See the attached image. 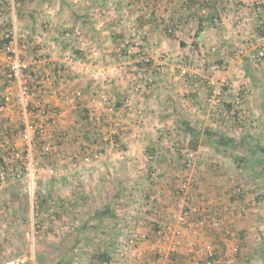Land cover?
<instances>
[{
    "label": "crops",
    "instance_id": "0c3cea01",
    "mask_svg": "<svg viewBox=\"0 0 264 264\" xmlns=\"http://www.w3.org/2000/svg\"><path fill=\"white\" fill-rule=\"evenodd\" d=\"M70 2L86 8L80 10L83 13L74 10L71 26L79 30L86 22V15L81 14L98 13V24L96 20L91 22L94 16L87 22H91L92 31L97 25L102 26L103 34H109V25L102 20L106 7L140 9L135 18L139 19L135 23V35L144 36L142 48L153 62L146 68L135 65V81L143 83L138 85L141 92H135V106L136 110H144L145 117L140 120L136 110L135 114H125L116 107L120 112L111 121L107 105L99 96L112 97L110 88L122 91L126 87L120 78L129 76L125 75L128 70L124 67L119 66L118 70V66L100 68L84 63L87 69L69 57L72 51L61 48L51 54L55 58L42 60L35 57L41 54L39 51L33 54L36 48H30L33 44L28 42L23 46L28 54L24 60L35 65L41 74L39 81H28L37 93L32 105L41 100L56 112L46 130L47 137L60 148L59 153L37 154L41 166H55L61 172L56 178L40 175L37 186L42 192L46 188L50 190L47 194H52V198L63 200L60 206L65 212L51 216L52 221L42 217L38 225L40 236H36L34 222L21 211L20 196L16 194L20 191L33 195L28 189V180L5 182L0 188V262L6 254L16 256L29 252L30 264L43 261L99 264L103 260L114 264H157L155 228L159 222L178 224L175 176L183 166L184 147L192 143L199 154L197 185L192 193L199 214L195 217L194 230L183 232L178 252L163 264H194L192 252L200 247L213 248L222 261L220 264H228L230 258L234 260L232 264H264V61H257L254 52L256 38L264 28V0ZM8 5L0 7V46L6 22L16 31L20 28L34 37L31 31L44 19L42 12L48 7V4L31 7L38 14L31 10L28 16L26 11L30 7H16L14 0H9ZM52 19L46 28H58L59 19ZM170 24L175 26L174 34L168 32ZM104 57H108L107 53ZM6 58L0 49V106H7L0 113V143L10 141L24 149L23 126L19 123L22 113L17 100L19 85L9 79ZM50 60L56 63L50 66ZM56 64H63L64 69H56ZM214 66H217L215 70ZM153 72L152 86L146 80L152 78ZM91 75L99 76V80ZM223 77L229 78L232 91H247L246 121L240 122L233 115L235 104L231 94L234 93L221 96L222 103L227 102L223 109L209 101L208 81H220ZM107 79L108 86L102 84ZM40 87L53 95L41 96L37 92ZM186 114L190 121L188 117L185 119ZM115 122L122 127V132L114 137L118 151L109 150L102 161H94L92 165L80 164L78 159L89 148L97 149L98 145L93 143L106 140L105 135L112 132ZM125 151L134 157L125 160ZM151 155L154 161L148 160ZM239 156L248 159L241 176L237 175L234 161ZM149 166L157 172L154 185L147 181ZM166 195L168 198L163 200ZM50 196L41 195V200ZM205 215L225 219L226 228L202 224ZM132 228L148 234L149 238L130 252L135 256L141 254L139 261H122L119 259L121 244Z\"/></svg>",
    "mask_w": 264,
    "mask_h": 264
},
{
    "label": "built area",
    "instance_id": "2783aa9c",
    "mask_svg": "<svg viewBox=\"0 0 264 264\" xmlns=\"http://www.w3.org/2000/svg\"><path fill=\"white\" fill-rule=\"evenodd\" d=\"M7 30V29H6ZM3 30V53L7 55L9 60L8 71L9 79L19 85L17 100L19 101L22 113V126L23 131L21 134L22 145L24 149H19L15 144L10 141L0 143V188L5 182L9 180L15 182H22L28 180L33 183L30 184V188H34V181L40 175L48 176L50 178H56L61 175L60 170L55 166H41L37 159V154L51 153L53 151L60 152V148L57 142H53L50 137H47V126L55 119L56 112L49 108L44 101H38L36 105H32L34 97L37 93L32 90L29 85V79L39 81L41 74L36 69H31V64L21 60L19 50V37L16 29L13 31ZM15 35V36H14ZM18 37V38H17ZM256 43L259 48L257 55V61H264V28L258 34ZM141 63L150 62L145 57L140 60ZM217 66L212 67L215 70ZM210 92L208 99L212 102V105L217 108H221L222 99L221 96L230 95L232 89L230 88V81L228 77H223L220 81L209 80ZM37 92L41 96H52V93L44 90L40 87ZM81 95V93H77ZM232 95V94H231ZM247 91L241 90L234 93L235 107L232 109L233 115L240 119V122L245 120L248 116L244 107L245 97ZM100 98L106 102L107 109L110 113V120L115 121L116 117V103H114L110 97L105 94H100ZM5 105L0 106V113L2 110H6ZM115 131L110 138L106 139L105 144L98 146L97 149L88 150L80 157V164L92 165L94 161L103 160L104 156L118 147V143L114 138ZM199 154L197 151L186 150L182 153L183 166L181 170L176 174V188L174 194L176 196V217L178 224L170 225L159 222L155 228V241L156 248L155 254L157 256V264H163L170 255L175 254L179 250L180 237L184 231L194 230L196 224V218L199 214V209L193 200V190L197 185V171L196 166L198 162ZM73 160L76 159L73 157ZM149 161H154V156H149ZM78 161H76L78 163ZM151 167V168H150ZM148 182L151 185L157 182V172L153 166H149L147 170ZM244 174V167L237 165V175ZM239 194H243L238 190ZM168 195L163 196V200H166ZM35 217L40 216L38 205L36 206ZM201 224V223H200ZM204 225H208L212 228L225 229L226 220L218 219L213 215H205ZM148 234L140 232L135 228L127 232V236L121 244L119 251V259L122 261L135 262L141 259V254L137 256L131 255V250L140 248L142 244L148 241ZM194 264H220L222 261L218 258L217 253L211 247H200L194 252ZM25 257L9 258L1 262L0 264H25ZM234 260L232 258L227 260L228 264H232ZM99 264H114L112 261L103 260Z\"/></svg>",
    "mask_w": 264,
    "mask_h": 264
},
{
    "label": "rangeland",
    "instance_id": "374dc122",
    "mask_svg": "<svg viewBox=\"0 0 264 264\" xmlns=\"http://www.w3.org/2000/svg\"><path fill=\"white\" fill-rule=\"evenodd\" d=\"M14 1H15L16 7H30V10L26 11L28 13L26 15H28V16L30 15V12L32 10L31 7H37V5L42 7L44 4H48V7H45V11L42 12L44 15V19H42V20L40 19L39 20V26L37 28L35 27V30L32 29V31H31L32 33H34L33 34L34 37H31L30 35L28 36L27 33L25 34V32L20 30V28H18V30H17V34L19 37V40H18L19 41V50H20L19 53H20L21 60L25 61L24 59H26V56L28 55V54H25V51L27 48L24 49L23 46H27L28 42H29V43L34 45V46H30L31 49L32 48L34 49V47H36L34 50H32L33 54L35 51H39L41 53L39 56H37V54H36L35 57H38L39 59H42V60H43V58H51V59L55 58V56L54 55L52 56L51 54H53V52H56V49L59 50V48H61L63 50L69 49V51H72L71 54H69V57H71V59H73V60H76L79 63V65L82 64L84 68H87V66L84 65V63H86V64L90 63V64H93L94 66H100V68L101 67L104 68L106 66L107 67L118 66V70H119V66H120V68L124 67L126 70H128L127 74H125V75L129 74V76L126 77L124 75H121L122 77H120V78L122 79L121 81L123 82L124 87L125 86L126 87L122 91H118L115 88H112V89L110 88V91L113 94L112 97L111 96L110 97H111V100L114 103H116V105H117L116 107L119 110L121 109V111L124 112L125 114L126 113L127 114H133V113L135 114V110H136L135 92L136 91L141 92V90H142V88L138 86L139 84H141V82L135 81V65L146 68L150 64L153 63L151 57L147 53V50L143 49L144 45H142V42L144 41V36L143 35H140V36L135 35V23L139 20V19L135 20V18L137 17L138 13H140L139 8L136 7L137 10H135V7H106V14H104L102 16V20L107 21V23H108L107 25H109V27L107 28L109 34H107V33L103 34V29H101L102 26H100V25H97L96 28L94 27L93 31H92L93 26L90 27L91 29L89 28V25L91 24V22L95 23L94 22L95 20L97 21L98 19H100V16L98 13L97 14L93 13L92 15H89V16H88V13L81 14V15H86L85 16L86 22L82 23L83 21H81L78 23V25L80 23H82V25H83V27L79 30H76L75 27L71 26L74 23V21L71 20L74 18V14H75L74 10L80 11V10L86 9L83 6L78 5L76 3L70 4L71 3L70 1H72V0H59V1H57V0H28L27 4L22 3L21 5H20L21 0H14ZM22 1L26 2L27 0H22ZM80 2L82 3V1H79L78 3H80ZM52 3H54V4L51 5ZM58 3H60L61 6L64 5L65 7H61L60 5L58 6L57 5ZM8 4H9V0H0V7H10ZM71 5H74V7H69ZM71 9H73V12H74L73 15H71ZM32 11L36 12L37 10L33 9ZM37 12H36V14H38ZM80 13H83V12L80 11ZM145 14L148 15L147 12ZM142 15H144V14H140V16H142ZM93 16H94V18H93ZM54 17L59 19L58 28H54V29H51L50 27L46 28L45 25L49 26L53 20L52 18H54ZM91 17L93 18L91 20V22L90 23L87 22V20ZM150 18L146 19L145 21H149ZM43 20H45V22ZM117 22H118V24L115 25V23H117ZM96 24H98V21L96 22ZM30 25H32V24H30ZM115 26H120V28L115 29ZM84 27L86 28V30L84 29ZM13 28L14 27H13V25H11V23L6 22V25L4 28H2V30L7 29L6 31H13ZM167 29H168V32H170V34L171 33L174 34L175 26L173 24H170V26H167ZM52 30H55L54 34H52ZM69 30L70 31L72 30V33ZM83 30H85V32ZM2 39L3 38H1V45L3 44ZM135 48H137V49L135 50ZM102 51H105V52L102 53ZM254 52H255L256 58H257V55L259 53L258 45H257L256 50ZM105 53H107V56H108L107 58L104 57ZM135 55H136V57H135ZM6 57H7V55H6ZM142 57H145L150 62L141 63L140 60ZM6 59H7V64H8L9 60H8V58H6ZM36 59L37 58H35V60ZM48 63L51 66L53 63H56V61L53 62L52 60H50V61H48ZM58 67H61L62 70L64 69L63 64H60V66L58 64H56V69H59ZM31 69L38 70L37 67L33 64H31ZM157 71H156V73H157ZM76 73H78V72H75V74ZM71 74H72V72H71ZM152 75H153L152 78H147L146 83L148 85L153 86V84L155 82V80H154L155 72H153ZM92 77L95 80H99V76H98V78H95L94 75H91V78ZM151 79H153V80H151ZM108 81H109V79H107L102 84L106 83V86H108L107 83H110ZM141 85H143V83ZM107 90H109V89H107ZM231 93H236V92L232 91ZM115 98H117V99H115ZM119 101L121 103H119ZM104 103L106 104V102H104ZM226 103H224V101H223V104L227 105ZM223 104L221 105L222 109L224 108ZM230 105H232V102H230ZM119 110L116 109V113ZM136 112H137V115L140 118V120H143L145 117L144 110L138 109V110H136ZM187 114H189V113H187ZM187 114H186L185 119H187V117L189 116ZM21 120L19 123H22ZM115 120H116V118H115ZM188 120L190 121L189 117H188ZM236 123L234 122L235 125H238V122H236ZM91 124H93V123H91ZM121 128L122 127H120L119 123L115 122L112 129H111L112 132H108V134L105 135L106 138L107 139L110 138V135H112V133L114 131H115L114 137L118 136L119 133L122 132ZM104 141H106V140H104ZM104 141L102 143L96 142L93 144L94 145L96 144L100 147L103 144H105ZM93 144H91V145H93ZM114 149H117L116 151H118L119 147H115ZM184 149H185V151L186 150L196 151L192 143L189 146L184 147ZM89 150H91V148H89ZM129 153L130 152H127V151L124 152L123 158H125V160H128L129 158L134 157L133 155H131V153L130 154ZM234 161H235V165L239 164L240 166H243L244 168H245L246 163H248L247 157H242V156L235 158ZM237 165H236V168H237ZM73 178H74V176L70 177V180ZM38 179H40V178H37L34 181V188L29 187V183H30L29 181L27 183L28 189H29V191H32L33 195L30 196L28 194L27 195L21 194L20 191L16 192V194H19V196H20V197L19 196L18 197H19V201H21V205H22L20 208L21 211L24 213V215L27 219L32 218V220L34 222V225L36 228L35 230L37 233L36 236H40V232H39L40 228L38 227V225H41L42 217L47 216V221H52V220H50L51 216H54L59 212L60 213L65 212V210L62 211L63 207L60 206V204H61V202H63V200L61 201V200H56L55 198H52L53 197L52 194H47L48 191H50V190H47V188L45 189L46 192H42V190L37 186ZM53 180H56V179H53ZM46 181H48V179H46ZM147 181H148V177H147ZM72 185H73V183H72ZM41 195H43V196L44 195L45 196L51 195V196H50V199L48 198L47 200L43 201V200H41ZM55 201L57 203H55ZM58 201H60V202H58ZM64 203H67V201H64ZM56 204L59 205L57 208H55ZM37 205L39 208L38 210L40 212L39 217L34 216V213L36 212V209H37L36 208ZM3 206L4 205H2L1 207H3ZM67 206L68 205L66 204V207ZM129 217H130V215H129ZM1 240L2 239H0V241ZM0 247H1V245H0ZM31 256L32 255L29 252L24 253V255H23V253H22V255L16 254V256L15 255L11 256V255L6 254L3 256V261L6 259H9V258H14V257H25L27 260L25 264H30ZM3 261H1V262H3ZM40 264H49V261H45V262L43 261Z\"/></svg>",
    "mask_w": 264,
    "mask_h": 264
},
{
    "label": "trees",
    "instance_id": "16d2710c",
    "mask_svg": "<svg viewBox=\"0 0 264 264\" xmlns=\"http://www.w3.org/2000/svg\"><path fill=\"white\" fill-rule=\"evenodd\" d=\"M22 3L25 4L26 2L21 0L20 5H21ZM0 49L3 50V44L0 46ZM76 52H77V51H76ZM77 53H78V52H77ZM79 113H80V112H79ZM116 139H117V138H116ZM194 148H195V146H194Z\"/></svg>",
    "mask_w": 264,
    "mask_h": 264
}]
</instances>
